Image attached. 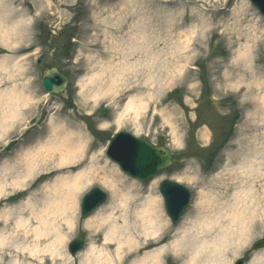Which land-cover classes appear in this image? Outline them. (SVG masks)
I'll use <instances>...</instances> for the list:
<instances>
[{
	"label": "rangeland",
	"instance_id": "374dc122",
	"mask_svg": "<svg viewBox=\"0 0 264 264\" xmlns=\"http://www.w3.org/2000/svg\"><path fill=\"white\" fill-rule=\"evenodd\" d=\"M13 2L16 9L25 12L29 30L22 39L12 41L11 49L0 46V57L12 59L18 66L11 70L13 78L5 80L0 93L14 86L18 104L28 95L32 97L28 107L32 115L25 116L19 129L15 122L7 134H0V264H63L60 254H54V258L45 252L46 246L54 243L52 236L36 238V216L53 197L45 186L57 176H74L82 170H87L90 184L81 187L76 195L73 227L68 230L56 214L52 216L53 208L47 216L41 215L61 227L66 237L62 254L70 257V264H79L84 253L71 257L67 246L73 239H85L84 251L91 244L102 248L106 226L100 221L86 225L94 213L85 219L80 217L81 199L91 189L106 196L95 211H101L104 218H118L121 194L133 182L141 199L159 197L168 227L157 234L160 244L151 249L170 244L189 213L191 222L184 226H193L207 203L205 198L211 199L213 214L220 211L223 215L222 204L229 201L231 205L233 196L246 186L239 182L235 163L222 172L226 154L233 152L235 148L230 151V147L243 138L250 137L252 142L247 132L258 143L264 128L258 121L264 116V18L248 0ZM255 14L261 23L256 33L260 54L253 61L257 73L243 76L253 89L250 97L244 96V85L235 87L233 60L248 41L251 27L259 21ZM19 67L21 72H17ZM49 69L65 76L68 84L62 93L47 97L41 79L44 70ZM100 90L104 92L91 100ZM135 95L153 98L145 100L147 108L138 116L131 110L124 112L129 98ZM61 124L83 135L84 154L77 163L58 166L59 161L53 160L51 134ZM118 132L165 147L172 155V165L146 182L127 177L106 156L108 142ZM74 141L72 138L71 144ZM29 154L35 157V166L30 179L23 182L14 172L21 170ZM119 175L123 177L121 183L115 181ZM104 177L115 184L106 183ZM165 180L179 183L191 193L190 204L176 225L167 217L158 191V185ZM254 188L253 198L242 203L243 207L249 206L253 214L246 216L252 219L246 221V227L228 230L227 238L221 241L217 264H234L240 258L245 259V264H264V247L252 249L264 239V182L257 180ZM200 192L205 196L200 197ZM19 218L24 220L20 227ZM177 236L182 237L181 231ZM35 244L36 254H31ZM181 248L170 247L160 264H208L210 258L204 255L197 263L190 260L202 247L190 243ZM203 250L210 252V247Z\"/></svg>",
	"mask_w": 264,
	"mask_h": 264
},
{
	"label": "bare ground",
	"instance_id": "6f19581e",
	"mask_svg": "<svg viewBox=\"0 0 264 264\" xmlns=\"http://www.w3.org/2000/svg\"><path fill=\"white\" fill-rule=\"evenodd\" d=\"M16 8L17 6H15L13 0H0V46L6 49H11L12 41L18 38L22 39L29 30V27L26 25L27 21L24 22V18L26 17L25 12ZM255 18L259 21L251 27L250 31L252 33L248 34L246 38L248 41H246L240 51H237L233 60V66H235V68H233V73L236 72L237 74V82H234L235 87L238 88V86L244 85V96L250 95V97H252L253 89H251L252 87L249 83L246 84V80L243 76L252 77L257 73L256 68L254 69L253 61L254 57L260 54L256 33L258 31V25L261 23L256 14ZM8 21L13 22L7 26L6 23ZM14 68L18 69V66L16 63H13L12 59L0 57V87L5 84V80L13 78V75L10 73H12L11 70ZM247 70H249V72ZM21 71L19 67L17 72ZM114 80L116 79L113 78L112 83H115ZM89 82H92L91 79ZM24 86L26 87V85H23L22 89ZM24 92L29 94L25 90ZM24 92L22 93L25 96ZM103 92V90L97 91L91 96V100H94ZM18 98V92L14 86L0 93V134H7V131L13 128L12 124L14 125L15 122L17 129H19L24 125L23 122L21 124L20 122L22 120L25 121V116L32 115L31 108L30 110L28 108L32 101V97L28 95L21 104H18ZM152 99L151 95L144 98L142 95L131 96L125 106L124 112L131 110L135 116H138L140 110H145V108H147L148 104L145 100L151 101ZM261 102V111L264 112L263 97ZM258 121H261L260 124L264 125V116L263 119H259ZM116 123L118 125L120 124V118L116 120ZM51 125H53L52 122ZM247 133L252 137V142L249 141L250 137H248V139L243 138L241 142H236L230 147V151L232 147L235 148L233 152L226 154L225 167L222 172L227 171V168L232 165L231 163H235L236 166L238 165L236 169H238V175L241 178L239 182L246 184V186L238 190L240 194L237 193L233 196L231 205L229 201L222 204L223 209H225L223 215L220 211L213 214L211 209L212 206L210 205L211 199L205 198L207 199L205 201L207 203L203 204V212L197 217L194 225L189 228H185L184 226L190 224L191 213L184 219L182 229H179L182 233V237L178 238L177 234L179 231H177V233L173 235L174 240L170 244L151 249L154 245L160 244V240L158 241L156 236L160 232H166L168 224L161 214L160 198L157 196H147L141 199L137 186L133 182L126 187L123 194H121V211L118 218L113 216L104 218L102 212L97 211L86 222V225H93L95 222L100 221L103 222V226L106 227L103 233L102 248H98L92 244L87 246L88 249L86 248L85 251L83 250L79 253L81 254L84 252L79 264H160L162 256L170 252V247H178L182 250L181 247H188L190 243L198 245L199 248L202 247V250L197 251L195 255L190 258L191 262L197 263L201 256L204 255L206 258H210L208 264L220 263L219 253L221 241L227 238L229 229L237 228L238 226L246 227V221L252 219V216H246L248 213L251 215L253 214L250 213L249 206L246 205L243 207L242 203L246 202L247 199H252L255 195L256 191H254V184L257 180L264 182V128L261 132V142L259 141L258 143H256L257 140H255L254 135L249 132ZM241 135L243 136L244 133L241 132ZM51 136L53 137L52 142L55 149V152H52V156L53 160L59 161L58 166L77 163L76 161L83 156V135H81V133L70 130L61 124L54 127ZM72 138H75L76 141L71 144ZM56 152H58L57 155H55ZM35 161L36 159L33 155H27L22 162L23 166L20 168L21 170H15L14 172L16 173L17 179H22L21 181L23 182L30 179ZM86 175L87 170H82L74 176H57L53 182L50 183L51 185H46L45 188L53 192V197L47 202V205L44 206L45 208L40 214L47 216L49 214L48 211L53 208L50 214L52 216L56 214L55 216L59 217L60 221L64 223V226L70 230L74 224V212L77 204L76 195L82 190L81 187L90 184V180ZM122 178L123 177L119 175L118 180L115 181L121 183L123 181ZM103 180L106 183L112 182L110 183L111 185L115 184L110 178L104 177ZM1 190L2 188H0V193L2 192ZM133 190L135 192L134 194ZM201 196L205 195L200 192V197ZM249 202L253 205L252 200H249ZM41 215L39 216L37 214L36 216L38 217L37 231L35 233L36 238H48L52 236L54 243L48 244L45 252H48L49 255L54 258H56L54 254H60L58 255L60 258L59 260L63 259V264H70L68 262L70 257L62 254L66 237L61 227L55 226V222H49L47 219L42 218ZM128 216L130 217V222ZM23 221L22 218L18 219V227H20V224H24L22 223ZM215 231L219 232L214 234L215 236H213L211 240H207ZM1 242L3 241L0 240V245ZM37 247V244H35V247H32L30 250L31 254H36ZM206 247H210V252H205L203 250ZM143 250H145L144 254L140 255V252ZM79 254H77V256Z\"/></svg>",
	"mask_w": 264,
	"mask_h": 264
},
{
	"label": "water",
	"instance_id": "95a60500",
	"mask_svg": "<svg viewBox=\"0 0 264 264\" xmlns=\"http://www.w3.org/2000/svg\"><path fill=\"white\" fill-rule=\"evenodd\" d=\"M249 2L264 17V0H249ZM41 85L49 95L60 94L67 86V79L55 69L44 70ZM106 156L119 167L122 173L139 181L152 178L172 164L171 154L166 148L153 146L126 132L117 133L110 139ZM158 191L162 197L166 215L171 223L176 224L189 204L191 197L189 191L184 186L171 181L161 182L158 185ZM105 199L106 196L102 191L90 190L81 201V217L89 216L105 202ZM83 245L84 241L80 238L72 241L68 246L70 255H76ZM262 247H264V241L258 242L254 249ZM236 264H243V261L240 260Z\"/></svg>",
	"mask_w": 264,
	"mask_h": 264
}]
</instances>
